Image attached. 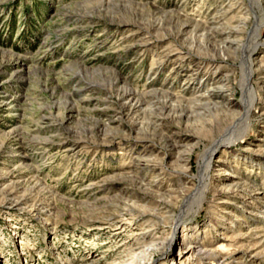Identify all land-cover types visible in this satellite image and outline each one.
Here are the masks:
<instances>
[{
    "label": "rangeland",
    "instance_id": "1",
    "mask_svg": "<svg viewBox=\"0 0 264 264\" xmlns=\"http://www.w3.org/2000/svg\"><path fill=\"white\" fill-rule=\"evenodd\" d=\"M229 133L197 206L200 159ZM139 248L264 264V0H0V264H135Z\"/></svg>",
    "mask_w": 264,
    "mask_h": 264
},
{
    "label": "bare ground",
    "instance_id": "2",
    "mask_svg": "<svg viewBox=\"0 0 264 264\" xmlns=\"http://www.w3.org/2000/svg\"><path fill=\"white\" fill-rule=\"evenodd\" d=\"M241 1H244V0H241ZM254 1V4L255 3H258L259 2V0H249V2H253ZM231 5H232V3H231ZM229 9V8H228ZM240 18H243L244 17V15H241V16H239ZM233 18V17H232ZM244 18H246V17H244ZM226 22V21H225ZM238 22V21H237ZM229 25H232V24H229ZM233 27L232 28H235L236 26L233 24L232 25ZM183 27V26H182ZM211 27L212 26H202V27H199V25H195L194 26V29H195V31H202V32H204V34L205 35H207V34H217V32L215 31L214 33H212V32H209L210 31V29H211ZM256 31V30H255ZM260 31V30H259ZM232 32H234V30L233 29H231L230 31H229V33L228 34H226V36H224V39H225V41H231V37H232ZM256 33H257V31H256ZM204 35V36H205ZM203 36V37H204ZM234 38V37H233ZM261 44V41H260V39H259V35H258V33H257V35L255 36V38H254V41H253V44L248 48V50L244 53V56H243V58H245V62H242V67H243V71H242V78H241V81H240V86H241V89L244 91V87L246 88V90H249V92H251L249 95H250V98H249V100L248 101H246L245 100V102H242L243 104H240L239 105V107H240V110H243V115L244 114H246L245 115V117L246 116H248L249 115V113H250V110H251V108H252V106H253V104H254V102L255 101H257L258 100V96L257 95H255V89L253 88V86H252V84H251V80L252 79H254L255 77H256V73H257V70L256 69H254L255 68V62H254V59H253V55H254V51H255V49L257 48V46L258 45H260ZM263 63H261L259 66H261ZM92 69L91 70H89V74H93V72H95V71H97L98 70V66H94V65H92V66H90ZM83 70V69H82ZM95 76V75H94ZM107 79V78H106ZM108 79H109V85H113V84H115V82H117L116 80V78L115 77H108ZM200 80V81H197V80ZM190 80L191 81H193L194 83H197L198 85H201L202 84V79H200V76H196V74L195 73H193L192 74V77H190ZM190 80H189V82H190ZM106 83V82H105ZM104 83V84H105ZM108 83V82H107ZM214 83V82H213ZM216 84H218V83H216ZM214 85V84H213ZM115 86V85H114ZM212 86V85H211ZM217 86H219L220 88L221 87H223L224 85L223 84H221V83H219ZM214 87V86H213ZM216 88V87H215ZM126 91V92H125ZM128 90H124V92L122 93V94H120V98H119V100H126V101H128V99H130V98H132V94H130V92H127ZM251 94H252V97H251ZM209 96H208V99L210 100L211 98H213V95L212 94H208ZM200 97H204L203 95H201L200 94ZM135 100V99H134ZM209 100H207L206 98H204V101H205V104H207L208 103V101ZM196 101H198V102H200V100L197 98L196 99ZM206 101H207V103H206ZM136 102V101H135ZM126 103V102H125ZM130 103V102H129ZM201 103V102H200ZM248 103V104H247ZM210 104V103H209ZM124 106V105H123ZM199 106V105H198ZM125 107V106H124ZM123 108V107H122ZM128 109V108H127ZM228 129H230V125H228V126H226V131L228 130ZM225 131V132H226ZM236 141H237V138H234V137H232L231 136V134L229 133L226 137H223V136H221V138L220 139H217L215 142H214V144H213V146L212 147H210L208 150H207V152H205L204 154H203V156L201 157V159H200V161L201 162H199V165H198V169H199V177H200V179L202 180V182H204V185L201 187V189H200V191L197 193V190H199L198 189V187H196L195 188V190H194V192H193V197L191 196V203L192 202H196L195 204L198 206V205H200L201 204V201H202V199H203V189H205V187L207 186V182L210 180L209 178V168H210V166H209V160H210V157H211V154L215 151V150H217V149H222L223 151L224 150H226V148H228V147H230V146H232V145H234L235 143H236ZM225 170H227V169H225ZM225 173H229L228 171H226ZM199 179V180H200ZM206 179H208V181H205ZM200 182V181H199ZM234 185V186H236L237 184H236V182L234 181H232L231 183H229L227 186H226V188H229L231 185ZM241 185V184H240ZM199 186V185H198ZM233 186V187H234ZM237 187V186H236ZM230 189V188H229ZM238 190V189H237ZM197 193V194H196ZM191 207H193V206H191ZM186 210V209H185ZM190 211H194V212H197V208H191V209H189ZM161 221H162V219H161ZM167 222V221H166ZM182 223H184V220L182 219V221H179V223L178 222H175L173 225H172V227H171V230H170V232H173V234H175V233H177L178 232V230H179V226L182 224ZM162 239V238H161ZM154 243V246H156V247H161L162 245H164L165 243H168V245H169V247L171 248V247H174V245H176L177 244V242L176 241H174V239L173 238H170V239H167V238H165L163 241H158L157 239L153 242ZM182 246H183V248L184 249H186L187 250V254L188 255H191V256H194L196 253H198V252H200L201 251V249L203 248V247H201L200 245H198L197 247H194V245H192L191 243L189 244V243H182ZM201 248V249H200ZM206 248V247H205ZM185 250V251H186ZM137 253H141V255H139V254H134V256H132V257H135V258H137V257H139V259L138 260H135V259H133L131 262L132 263H135V264H155V261L152 259V257H151V254H153L152 252H151V250L150 249H147V248H139V250H138V252ZM205 254V253H204ZM168 258H169V256H168ZM161 259V258H160ZM167 260V259H166ZM172 260V259H171ZM171 260L169 261H167L166 263L167 264H171ZM164 264V263H163ZM174 264V263H173Z\"/></svg>",
    "mask_w": 264,
    "mask_h": 264
}]
</instances>
